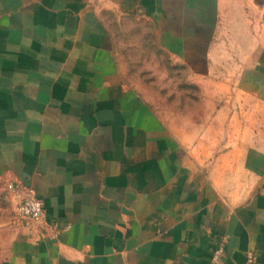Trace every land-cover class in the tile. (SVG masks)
<instances>
[{
    "label": "crops",
    "instance_id": "0c3cea01",
    "mask_svg": "<svg viewBox=\"0 0 264 264\" xmlns=\"http://www.w3.org/2000/svg\"><path fill=\"white\" fill-rule=\"evenodd\" d=\"M131 14L194 81L217 80L228 50L219 82L239 83L246 68L258 102L212 169L129 78L111 20ZM11 183L43 198V226L16 219ZM250 254L264 264V0H0V264Z\"/></svg>",
    "mask_w": 264,
    "mask_h": 264
},
{
    "label": "rangeland",
    "instance_id": "374dc122",
    "mask_svg": "<svg viewBox=\"0 0 264 264\" xmlns=\"http://www.w3.org/2000/svg\"><path fill=\"white\" fill-rule=\"evenodd\" d=\"M138 17L131 14L121 23L111 20L128 76L141 85L155 113L174 133L190 140L196 164L210 170L218 156L231 149L226 142L241 133L231 125L246 122L248 109L258 102L244 80L246 68H239V83L219 82L230 78L233 52L228 50L222 55L224 65L213 70L217 80L194 81V72L161 48L153 23ZM223 39L229 48L230 36Z\"/></svg>",
    "mask_w": 264,
    "mask_h": 264
},
{
    "label": "built area",
    "instance_id": "2783aa9c",
    "mask_svg": "<svg viewBox=\"0 0 264 264\" xmlns=\"http://www.w3.org/2000/svg\"><path fill=\"white\" fill-rule=\"evenodd\" d=\"M10 190L15 200L16 219L26 226L39 228L43 226L46 214V207L43 198L31 187L18 183L10 184ZM222 250L216 252L214 261H216ZM247 264H261L255 254H250Z\"/></svg>",
    "mask_w": 264,
    "mask_h": 264
}]
</instances>
